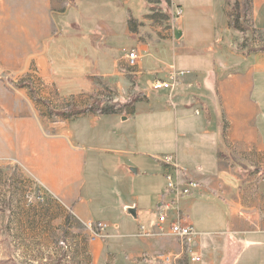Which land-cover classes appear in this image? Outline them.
I'll return each mask as SVG.
<instances>
[{
	"label": "crops",
	"instance_id": "obj_1",
	"mask_svg": "<svg viewBox=\"0 0 264 264\" xmlns=\"http://www.w3.org/2000/svg\"><path fill=\"white\" fill-rule=\"evenodd\" d=\"M143 1L141 16L129 12L118 18L116 0H0V77L5 76L0 82V196L13 200L15 180L23 190L38 182L82 223L107 225L93 241L95 264H264V51L237 41L233 0H223V26L213 13L217 0H185L183 7L174 0ZM250 4L253 29L264 35V0ZM177 8L183 16L174 21ZM102 13L114 17L104 20ZM212 17L230 35L226 43L218 39L217 50L208 35ZM175 31H181L179 40ZM206 38L207 52L227 53L237 64L208 65L197 53L201 46L194 44L207 43ZM128 39L140 56L136 69L117 57ZM171 51L174 61L166 67ZM170 67L191 73L174 92L152 90V82L168 81ZM67 72L85 83L70 97H98L102 86L112 94L105 103L116 106L112 114L76 119L92 127L102 116L131 122L124 132L127 145L94 146L78 138L73 120L50 115L52 100L71 99L59 85ZM31 74L54 91L53 99H37L30 92L33 85L12 80ZM86 99L76 105L84 107L95 98ZM100 153L117 159H107L108 172ZM132 154L149 162L130 163ZM165 157L175 158L180 175L176 166L161 161ZM168 174L203 186L181 202L186 223L198 233L192 246L200 263L191 261L169 223L159 224V213L174 200ZM120 177L123 185L134 186L132 198L116 188ZM101 179L112 186L110 199H87L88 182L97 190ZM133 207L136 218L126 211Z\"/></svg>",
	"mask_w": 264,
	"mask_h": 264
},
{
	"label": "rangeland",
	"instance_id": "obj_2",
	"mask_svg": "<svg viewBox=\"0 0 264 264\" xmlns=\"http://www.w3.org/2000/svg\"><path fill=\"white\" fill-rule=\"evenodd\" d=\"M240 1L241 2L233 0L231 2L233 23L236 32L238 33L237 41H239L240 45L250 44V47L255 45L252 48L264 51V35L255 32L252 26V8L250 0ZM184 2L185 0H174L177 7L178 5L183 7L186 3ZM203 4L202 1L198 2L199 6ZM223 6L224 1L222 0V2H218L217 0V3L215 2L214 5V7H217V10H213V13H216L217 11V19H220L221 17L223 21L222 26L225 24ZM145 10L146 8L143 0H116L115 11H117L118 18L128 15L129 12H131L134 17L141 16ZM101 15L104 20H109L112 16L114 17L113 13H102ZM210 23L212 25V28H209L211 33L208 34L207 27H205V33L211 36V47L217 50L218 45H216V42L218 39L223 37V40L226 43L225 38H228L230 35L224 34V30H221L222 26L220 27L219 25L220 22L218 23V21H216L214 23L213 17L211 18ZM205 41L207 43L196 42L194 44L196 46H201V49L197 51V53L200 54L202 59L209 62L208 65H213L214 61L221 63L223 60L230 65L236 63V60H230V56L227 53L220 52L219 54H215V52H207L206 46L210 43L207 38ZM236 45L238 47V44ZM132 48L133 43L128 39L125 43H122L117 57H123L125 52H129ZM178 48L179 46L176 43L175 52L177 53ZM172 49L173 45L170 44V50ZM173 61L174 52L171 51L166 59L165 66H170V62L173 64ZM147 66L149 70L155 69L151 62H148ZM62 76L63 78L62 80L60 79L59 85L61 89H63L64 95L70 97L82 92L81 88L85 85L83 81L70 79L72 77L70 72L63 73ZM1 77L5 76L2 75ZM1 77L0 82L5 81ZM149 78L151 77H147L146 75L144 80L148 82L151 80ZM12 80L17 81L18 84L28 83L33 85L30 92L33 94L32 96L37 99H53L52 95L54 91L49 88L47 90L43 88L41 78L35 74L26 75L23 79L12 78ZM101 87L102 86H100L98 92V97L96 94H84L78 98H76V96L70 97L71 99L69 101L61 100L58 97V100H52L54 102L53 110L61 111L70 106H77L76 101H83L87 96H93L99 101H105V97H112V94L109 93L108 90H105L104 87L101 89ZM1 91L2 90H0V92ZM69 102L72 104H67ZM77 107L80 108V106ZM100 118L102 121L97 127L88 125L86 121L73 119L72 126L78 135V138L92 142L94 143V146L98 145V147H107L111 146V144L119 146L121 143H124L126 140L124 132H127L132 128L131 122H123L121 118L115 120L112 116H102ZM125 145H127V143ZM131 156L132 158L128 160L130 163L135 164L139 161H148V158L144 155L132 154ZM97 157L100 163H103V167L107 168V172L109 171V164H106L108 162L107 159H110L111 157L113 160H117L116 158H113V156L106 158L105 153L97 154ZM126 162L125 159L124 164H126ZM144 170L146 169L142 168L141 172H144ZM88 172H90L89 169ZM7 176L9 177V180H12L13 178L16 179L11 174H7ZM118 180L121 186H116V188L122 194L125 193V191H129L128 195L125 193V196L123 197L130 196V198H132L134 195L131 193H134V186L132 184L123 185V177H120ZM31 183L32 185L30 188L23 190V188L18 186L17 180H15V185L17 186L15 187L14 198L10 202H7L0 196V210H3V215L0 217V264H95L93 254V241L96 239L95 228L79 221L73 215L71 209L67 207L65 202L53 195L50 191V193L46 192L48 198L44 203L41 204L35 202L34 204L29 205L26 199L27 194L37 193V190L39 189L38 187H43L48 191L45 186L38 182L32 181ZM91 183L92 180L88 182L87 192L89 195L87 197L85 195L87 199L94 200L96 197L99 198L102 196L106 201H108L107 197L110 199L108 195H110L109 189L112 188V186L109 185L108 182L102 180L97 190L92 188ZM117 196L120 197L119 195ZM9 211L12 213L8 214ZM23 211H29L30 214H26L24 218ZM120 211H124L122 207ZM24 221L26 222V227H24Z\"/></svg>",
	"mask_w": 264,
	"mask_h": 264
},
{
	"label": "built area",
	"instance_id": "obj_3",
	"mask_svg": "<svg viewBox=\"0 0 264 264\" xmlns=\"http://www.w3.org/2000/svg\"><path fill=\"white\" fill-rule=\"evenodd\" d=\"M183 16L182 9H175L174 21L181 19ZM124 57L127 59L128 66L131 68H138L140 63V56L138 50L132 49L129 52H125ZM191 72L189 71H178L175 67H170L168 69V81L156 80L150 84V88L154 91L160 90H170L174 92L177 85L182 79L187 77ZM164 164L174 165L178 168V175H180V169L178 167L177 161L173 157H165L161 160ZM179 177V176H178ZM167 189L174 195V200L172 203L167 204L164 207V211L159 213V224L164 226L169 223L170 233L180 239L185 246H187V253L194 263H200L202 261L201 256L193 248V243L198 237L193 225L186 223L185 218L181 212V202L183 198L192 196L196 193L202 192L203 186L194 180H177L171 174L167 175ZM37 193H29L26 196L29 205L37 203H44L48 198L47 193H50L43 187H38ZM47 192V193H46ZM173 212V217L169 216V212ZM90 227L95 228L96 237H99L101 233L108 227L102 223H90ZM144 231L145 228H142Z\"/></svg>",
	"mask_w": 264,
	"mask_h": 264
},
{
	"label": "trees",
	"instance_id": "obj_4",
	"mask_svg": "<svg viewBox=\"0 0 264 264\" xmlns=\"http://www.w3.org/2000/svg\"><path fill=\"white\" fill-rule=\"evenodd\" d=\"M48 104V102H46ZM116 106L106 104L105 101L99 100H92L89 104L84 107H77V106H70L64 108L61 111H54L50 109V115L52 117H61L66 120H73L79 116L86 115L89 113L96 114V115H107L115 113Z\"/></svg>",
	"mask_w": 264,
	"mask_h": 264
},
{
	"label": "water",
	"instance_id": "obj_5",
	"mask_svg": "<svg viewBox=\"0 0 264 264\" xmlns=\"http://www.w3.org/2000/svg\"><path fill=\"white\" fill-rule=\"evenodd\" d=\"M181 36H182L181 31H175V38L177 40H179L181 38ZM126 211H127V213L129 215H131L132 217L136 218V212H137V210H136L135 207H133V208H127Z\"/></svg>",
	"mask_w": 264,
	"mask_h": 264
}]
</instances>
